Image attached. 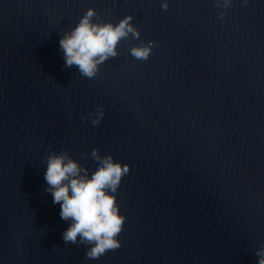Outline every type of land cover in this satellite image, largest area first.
Masks as SVG:
<instances>
[{
	"label": "water",
	"instance_id": "1",
	"mask_svg": "<svg viewBox=\"0 0 264 264\" xmlns=\"http://www.w3.org/2000/svg\"><path fill=\"white\" fill-rule=\"evenodd\" d=\"M89 9L139 33L91 76L59 45ZM59 154L88 175L128 166L107 190L118 246L64 239L44 178ZM260 249L264 0H0V264H258Z\"/></svg>",
	"mask_w": 264,
	"mask_h": 264
},
{
	"label": "clouds",
	"instance_id": "2",
	"mask_svg": "<svg viewBox=\"0 0 264 264\" xmlns=\"http://www.w3.org/2000/svg\"><path fill=\"white\" fill-rule=\"evenodd\" d=\"M163 7H167L164 3ZM94 11L89 9L78 24L59 40L64 53L65 65H77L82 74L91 76L97 65L105 58L116 54L118 41L138 31L129 23L131 16L124 17L118 23H94L91 17ZM148 45L133 47L130 51L137 57H146ZM95 155V150H94ZM99 159V157H97ZM127 165L114 162L111 156L104 157L91 175L80 165L64 154L48 158L44 178L49 185L53 203L60 204L59 215L62 219L71 218L64 230L63 237L75 241L79 233L81 239L95 240L96 244L89 255L95 256L106 248L118 246L114 239L120 231L123 217L118 214L114 192ZM258 264H264V249L257 251Z\"/></svg>",
	"mask_w": 264,
	"mask_h": 264
}]
</instances>
